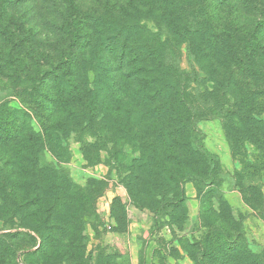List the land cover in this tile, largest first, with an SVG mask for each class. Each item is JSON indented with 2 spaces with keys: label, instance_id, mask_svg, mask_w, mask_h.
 Segmentation results:
<instances>
[{
  "label": "rangeland",
  "instance_id": "obj_1",
  "mask_svg": "<svg viewBox=\"0 0 264 264\" xmlns=\"http://www.w3.org/2000/svg\"><path fill=\"white\" fill-rule=\"evenodd\" d=\"M4 1L0 0V14ZM9 1L18 23L5 31L4 18L0 19L4 67L0 75L6 77H0V100L22 109L13 94L22 91L20 82L26 81L28 72L48 70L53 55L55 65L67 45L44 32L46 23L56 19L52 7L59 0ZM167 1L170 10L158 0H73L81 13L92 8L98 16L117 21V31L132 23L166 42L177 72L193 71L200 79L198 84H182L187 98L197 102L196 115L206 112L212 102L218 107L227 103V111L232 96L206 82L205 71L189 58L177 31L193 19L202 29L212 14L220 29L249 37L252 26L264 18V0H225L222 5L215 0ZM32 19L40 28L33 29ZM79 34L85 37L83 31ZM136 36L142 37V30ZM262 43L264 48V37ZM6 53L9 59L3 58ZM210 67L209 62L208 73ZM249 83L256 90L255 82ZM41 107L38 111L46 114ZM130 108L117 111L108 103L99 108V114L106 116L100 115L106 122L101 127L110 123L112 130L103 129L102 141L92 147L70 137L69 156L55 159L46 151L39 153L41 164L60 174L49 175L44 185L58 199L50 200V213L40 209L34 217L30 214L36 208L11 211L13 215L0 210V264H225L226 240L238 241V249L244 247L258 257L264 255V153L250 144L231 147L221 120L207 114L191 132L189 147L195 150L202 144L216 160L209 180L204 163L176 151L178 135H170L169 124ZM117 114L124 117L125 135L117 126ZM13 154L11 147L0 149V166L8 158L18 163ZM20 167L6 168L4 180L11 173L19 186L32 183ZM7 194L14 196L13 202L25 196L20 188L8 189Z\"/></svg>",
  "mask_w": 264,
  "mask_h": 264
},
{
  "label": "trees",
  "instance_id": "obj_2",
  "mask_svg": "<svg viewBox=\"0 0 264 264\" xmlns=\"http://www.w3.org/2000/svg\"><path fill=\"white\" fill-rule=\"evenodd\" d=\"M215 1L220 5L226 2ZM164 2L165 10H170L167 0H158V4ZM1 6L0 19L4 18L1 23H4L5 31H9L18 23V18L11 14L9 0ZM52 11L56 19L46 23L44 32L46 37L55 34L61 38L67 45L66 50L59 52L55 65L57 55L52 56L48 70L35 69L33 74L27 73L25 82H20L18 86H22V91L13 94L21 100L22 109L12 108L0 100V149L11 147L12 156L18 161L15 164L14 159L8 158L0 166L1 211L6 209V214L11 215V211L23 213L26 209H38L30 214L32 217L40 209L44 214L52 211L50 200L56 202L58 198L51 187L46 190L44 185L49 175L60 177V174L43 166L39 153L46 151L53 158L62 159L69 156L70 137L77 138L87 147H92L97 140L102 141L103 129L112 130L110 123L101 127L106 122L100 118L99 108L106 103L117 111H128L132 106L134 110H144L164 120L171 128L170 135H178L176 151L204 163L209 180L216 169V160L202 144L195 150L189 147L191 132L207 118V114L221 120L231 147L237 143L250 144L264 153V118L261 117L264 116L263 17L252 26L249 37L220 29L212 14L202 29V25L193 19L177 31L186 44L189 58L205 71L206 82L212 83L215 91L232 96V107L227 111H224L227 103L218 107L217 102H212L211 107L198 116L197 102L187 98L182 84L186 81L198 84L200 79L193 71L187 74L177 72L179 68L175 69L172 61L174 54L161 38L149 35L144 28L132 23L117 31L114 29L120 26L117 21L106 15L98 16L92 8L85 12L81 10V13L73 0L57 1ZM34 25V30L40 28L36 22ZM80 30L85 37H80ZM139 30H142V37L138 34L134 38ZM9 57V53L3 56L5 59ZM209 62L213 67L208 73L206 64ZM3 71L0 63V73ZM249 81L255 82L256 90L250 89ZM2 86L0 83V88ZM41 106L46 114L38 111L37 107L43 108ZM116 121L120 132L125 135L124 117L117 114ZM14 166H21L23 177H31L32 183L19 186L11 178V173L5 181L4 171ZM16 188L25 192L19 202H13L14 196L7 194L8 189L14 191ZM46 202L48 206H44ZM225 242L228 244L225 264H247L248 261L264 264V255L258 257L244 247L238 249V241Z\"/></svg>",
  "mask_w": 264,
  "mask_h": 264
}]
</instances>
